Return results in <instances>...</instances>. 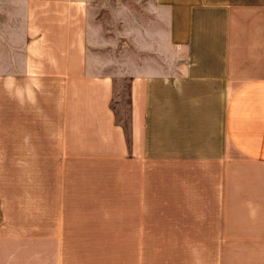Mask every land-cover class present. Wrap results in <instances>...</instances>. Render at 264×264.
<instances>
[{"label": "crops", "instance_id": "crops-1", "mask_svg": "<svg viewBox=\"0 0 264 264\" xmlns=\"http://www.w3.org/2000/svg\"><path fill=\"white\" fill-rule=\"evenodd\" d=\"M155 1L117 101L88 3L29 0L0 73V264H264V2Z\"/></svg>", "mask_w": 264, "mask_h": 264}, {"label": "rangeland", "instance_id": "rangeland-1", "mask_svg": "<svg viewBox=\"0 0 264 264\" xmlns=\"http://www.w3.org/2000/svg\"><path fill=\"white\" fill-rule=\"evenodd\" d=\"M83 1L89 5V66L96 72L115 76L118 101L119 87L125 84V81H121L120 73L125 71L127 60L131 57L135 61L137 56L142 55L141 51H145L142 49H150V36L157 30L166 28L165 15L155 9V0ZM233 1L264 2L208 0L211 4ZM28 2L29 0H0V73L14 70L24 57Z\"/></svg>", "mask_w": 264, "mask_h": 264}]
</instances>
